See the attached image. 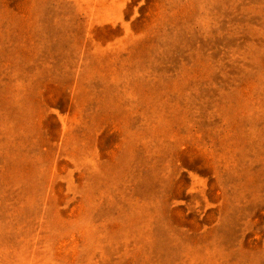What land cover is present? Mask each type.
<instances>
[{
  "label": "rangeland",
  "instance_id": "1",
  "mask_svg": "<svg viewBox=\"0 0 264 264\" xmlns=\"http://www.w3.org/2000/svg\"><path fill=\"white\" fill-rule=\"evenodd\" d=\"M0 264H264V0H0Z\"/></svg>",
  "mask_w": 264,
  "mask_h": 264
}]
</instances>
